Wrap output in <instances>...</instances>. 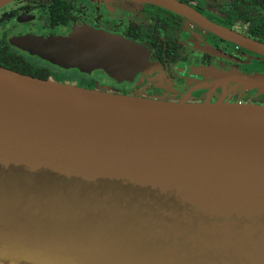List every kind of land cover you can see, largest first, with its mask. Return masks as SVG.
Returning <instances> with one entry per match:
<instances>
[{
    "label": "water",
    "instance_id": "95a60500",
    "mask_svg": "<svg viewBox=\"0 0 264 264\" xmlns=\"http://www.w3.org/2000/svg\"><path fill=\"white\" fill-rule=\"evenodd\" d=\"M134 1L264 55L183 3ZM16 44L117 81L148 65L143 46L88 26ZM0 264H264V106L102 93L0 66Z\"/></svg>",
    "mask_w": 264,
    "mask_h": 264
},
{
    "label": "flooded vegetation",
    "instance_id": "af4514ba",
    "mask_svg": "<svg viewBox=\"0 0 264 264\" xmlns=\"http://www.w3.org/2000/svg\"><path fill=\"white\" fill-rule=\"evenodd\" d=\"M175 1L216 25L264 44V38L252 32L254 24L264 26V0ZM82 26L143 46L148 51V65L131 80L117 81L100 68L82 72L73 66L62 67L16 44L17 39L27 36L64 37ZM0 66L102 93L168 102L264 106V86L249 90L214 79V73L263 76L264 55L222 39L188 17L148 2L5 0L0 4Z\"/></svg>",
    "mask_w": 264,
    "mask_h": 264
},
{
    "label": "trees",
    "instance_id": "16d2710c",
    "mask_svg": "<svg viewBox=\"0 0 264 264\" xmlns=\"http://www.w3.org/2000/svg\"><path fill=\"white\" fill-rule=\"evenodd\" d=\"M252 32H254L257 35V37H263L264 38V26L262 25V23L254 24V26L252 28ZM40 77L42 78V76H40Z\"/></svg>",
    "mask_w": 264,
    "mask_h": 264
},
{
    "label": "rangeland",
    "instance_id": "374dc122",
    "mask_svg": "<svg viewBox=\"0 0 264 264\" xmlns=\"http://www.w3.org/2000/svg\"><path fill=\"white\" fill-rule=\"evenodd\" d=\"M244 88V87H243ZM245 89H249V90H251V89H253V88H245Z\"/></svg>",
    "mask_w": 264,
    "mask_h": 264
}]
</instances>
